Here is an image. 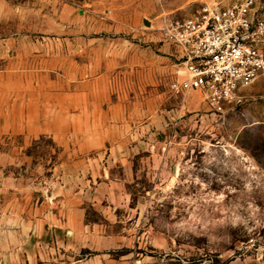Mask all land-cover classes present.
I'll list each match as a JSON object with an SVG mask.
<instances>
[{
	"label": "rangeland",
	"instance_id": "rangeland-1",
	"mask_svg": "<svg viewBox=\"0 0 264 264\" xmlns=\"http://www.w3.org/2000/svg\"><path fill=\"white\" fill-rule=\"evenodd\" d=\"M202 1L0 0V264H264V78L170 88Z\"/></svg>",
	"mask_w": 264,
	"mask_h": 264
},
{
	"label": "built area",
	"instance_id": "built-area-1",
	"mask_svg": "<svg viewBox=\"0 0 264 264\" xmlns=\"http://www.w3.org/2000/svg\"><path fill=\"white\" fill-rule=\"evenodd\" d=\"M264 0H203L189 16H165L160 32L178 49L176 95L204 94L224 114L264 78ZM183 73V75H181Z\"/></svg>",
	"mask_w": 264,
	"mask_h": 264
},
{
	"label": "crops",
	"instance_id": "crops-1",
	"mask_svg": "<svg viewBox=\"0 0 264 264\" xmlns=\"http://www.w3.org/2000/svg\"><path fill=\"white\" fill-rule=\"evenodd\" d=\"M166 46H169V48H172V49H173V54H172V56L175 57V58L177 59V57H178V55H177V53H178V49H177L174 45H171V44H168V43H166Z\"/></svg>",
	"mask_w": 264,
	"mask_h": 264
},
{
	"label": "bare ground",
	"instance_id": "bare-ground-1",
	"mask_svg": "<svg viewBox=\"0 0 264 264\" xmlns=\"http://www.w3.org/2000/svg\"><path fill=\"white\" fill-rule=\"evenodd\" d=\"M197 98V97H196ZM200 99V98H199Z\"/></svg>",
	"mask_w": 264,
	"mask_h": 264
}]
</instances>
